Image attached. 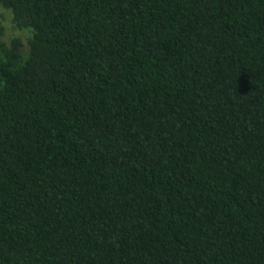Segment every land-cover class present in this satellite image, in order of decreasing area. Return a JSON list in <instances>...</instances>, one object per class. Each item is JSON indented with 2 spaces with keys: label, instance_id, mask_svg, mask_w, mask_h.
Returning <instances> with one entry per match:
<instances>
[{
  "label": "trees",
  "instance_id": "trees-1",
  "mask_svg": "<svg viewBox=\"0 0 264 264\" xmlns=\"http://www.w3.org/2000/svg\"><path fill=\"white\" fill-rule=\"evenodd\" d=\"M0 4V264H264V0Z\"/></svg>",
  "mask_w": 264,
  "mask_h": 264
},
{
  "label": "clouds",
  "instance_id": "clouds-1",
  "mask_svg": "<svg viewBox=\"0 0 264 264\" xmlns=\"http://www.w3.org/2000/svg\"><path fill=\"white\" fill-rule=\"evenodd\" d=\"M0 16L7 17L8 23L5 25V27H11L13 13L11 12V10L5 9L2 4H0ZM16 36L22 40H26L28 38V33H17Z\"/></svg>",
  "mask_w": 264,
  "mask_h": 264
}]
</instances>
